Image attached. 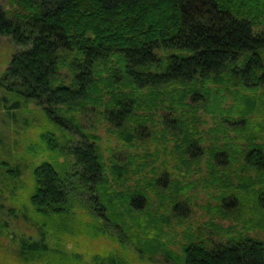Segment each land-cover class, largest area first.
<instances>
[{
	"label": "trees",
	"instance_id": "1",
	"mask_svg": "<svg viewBox=\"0 0 264 264\" xmlns=\"http://www.w3.org/2000/svg\"><path fill=\"white\" fill-rule=\"evenodd\" d=\"M9 2L10 8L0 6V35L11 37L20 50L0 77L1 89L12 96L14 106L34 102L57 125L73 133L75 128L79 140L61 143L54 133L42 134L55 156H65L62 163L52 157L32 167L25 157L0 158V264H87L74 248L65 249L62 235L81 223L76 214L68 217L78 195L89 200L95 220L121 229L127 213L130 228H141L138 214L151 201L148 190L165 191L173 182L167 168L160 170L161 153L168 157L166 164L169 155L186 167L205 160L214 172L227 169L241 155V170L264 175L262 134H237L248 133L247 117L254 113L257 98L264 106V0ZM229 86L236 107L242 106L232 114L222 106L220 93ZM259 88L263 91L256 96ZM158 105L165 108L161 127L151 110ZM99 109L127 144L157 142V149L149 146L132 156L133 171L153 174L139 178L142 187L133 192L116 186L129 162L106 160L98 136L84 132L74 116ZM199 110L220 118L217 126L207 128L212 134L208 138ZM233 112L242 113L238 122L232 120ZM233 129L238 136H230ZM28 169L29 191L22 180ZM19 190L28 205H13ZM231 193V206L237 208L243 195ZM253 197L264 215V186ZM179 204L174 200L175 215ZM10 219L21 220L34 232L10 233ZM93 228L97 230V223ZM178 259L179 264H264V242L249 236L206 241L189 233ZM92 261L128 264L118 253Z\"/></svg>",
	"mask_w": 264,
	"mask_h": 264
},
{
	"label": "rangeland",
	"instance_id": "2",
	"mask_svg": "<svg viewBox=\"0 0 264 264\" xmlns=\"http://www.w3.org/2000/svg\"><path fill=\"white\" fill-rule=\"evenodd\" d=\"M0 6L10 8L9 0H0ZM19 50L20 47L13 42L11 37L0 35V77L9 67L13 54ZM69 74L67 69L63 70L64 77H69ZM233 89L229 86L222 88L220 92L223 95L224 104L222 106L226 110H231V114L232 110L242 108V106L236 107L238 101ZM257 91L259 93L256 96L260 95L263 90L259 88ZM11 97L0 87V141L3 143V147L0 146V158L25 157L32 167L41 161H53L52 157H57V162H66L65 156L54 155L55 152L49 149L42 134L54 133L61 143L67 140L75 143L79 140L77 130L73 128L75 134L57 125L46 115L43 108L34 102L25 104L19 101L21 103L16 107ZM162 108V105L160 108L159 105L151 107L157 127L162 126L160 119H162L165 109ZM251 108L254 113L247 117L250 120L246 122L248 133L246 135L239 134L233 129L230 131V136L239 135L247 138L249 135L262 134L260 141L264 142V106L257 98L256 105ZM99 110L95 113L91 111L77 112L74 116L84 132L98 136L97 143L100 144L106 160L111 158L115 160L117 157V160L123 158L129 162V167L124 168L125 174L118 180L116 186L119 191L133 192L140 186L142 187L139 184V178L147 176V174L151 177L153 174L148 170L133 171L132 156L144 153L149 149V146L151 149L155 147L157 149V142L155 144L152 141L150 145L148 142L140 141H137L135 145L127 144L116 134L117 132L111 130L108 122L99 113L101 109ZM199 112V120L203 124L201 129L205 131V136L208 138L212 134L206 133L207 128L217 126L216 123H220V118L219 120L212 118L209 113L203 110H199ZM234 112L232 117L235 118L232 120L238 119L237 117L241 118L242 113ZM67 116L71 117L69 114ZM261 121H263V125ZM232 124L235 122L233 121ZM239 141L246 142L247 140L240 139ZM169 156L167 164L165 160L168 157L164 153L160 154L158 161L163 163L160 167L161 171L167 168L171 172L170 175H174L173 182L170 188L165 191L158 187H156V189L158 188L157 193L153 192L155 187L148 190L151 201L145 212L138 214L141 228L135 226L130 228L129 218L131 216L129 217L127 213L121 221V229L116 227L113 222L105 223L103 220H95L89 207V200L78 195L71 201L73 209L70 210L68 217L76 214L77 220L81 223L74 225L77 229H74L73 232L67 231L62 234L67 240L65 249L74 248L72 251L81 254L87 264L92 263V258L95 256L102 257L109 253H118L120 258L128 260V264H179L178 258L183 255L184 243L187 241L189 233L206 241H226L234 236H249L264 242V215L253 197L255 192L264 186L262 173L257 174L256 171L248 169L241 170V155L238 156L237 162L233 161L227 169L219 172H214L205 160L200 164L186 167L178 158ZM31 176L30 169L22 175V180H27V191H29L28 186L32 182ZM260 179L262 181H259ZM145 182H143V186H145ZM118 184L120 185L118 186ZM18 192V201L13 205H28L23 190ZM231 192L239 193V196L243 195V201L237 204V208L231 206V197L234 196ZM169 194H173L174 199H171ZM174 200L181 203L177 209V215L171 212ZM28 208L32 211L30 206ZM6 215L9 217V212L8 214L6 212ZM10 222V233L34 232L33 228H27L21 220L10 219ZM94 223L98 225L96 231L93 228ZM122 236L125 239H121ZM2 240L6 241L5 237ZM146 241L148 243L145 244ZM56 243L57 241L52 242L54 245ZM53 257L56 259L55 252Z\"/></svg>",
	"mask_w": 264,
	"mask_h": 264
}]
</instances>
